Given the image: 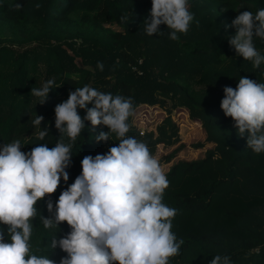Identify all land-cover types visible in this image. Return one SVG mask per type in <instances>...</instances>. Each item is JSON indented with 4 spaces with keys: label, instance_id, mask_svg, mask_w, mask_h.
<instances>
[{
    "label": "trees",
    "instance_id": "1",
    "mask_svg": "<svg viewBox=\"0 0 264 264\" xmlns=\"http://www.w3.org/2000/svg\"><path fill=\"white\" fill-rule=\"evenodd\" d=\"M18 2L24 7L17 12ZM189 4L195 19L186 35L172 40L166 25L158 35L144 32L151 0H0V146L19 139L25 153L41 143L54 147L61 136L55 128V106L84 85L130 97L137 111L141 102L164 105L169 100L172 106L185 107L193 120L201 122L208 140L223 132L228 146L208 149L198 159H178L166 171L170 187L164 202L177 210L172 231L184 241L170 264H211L216 255L229 256L231 264H264V153L248 148L247 134L239 137L234 121L221 108L224 87L236 88L241 76L264 82V65L254 69L238 56L229 44L236 30L225 27L239 11L255 14L264 8V0H189ZM124 15L127 22L120 19ZM254 43L264 54V40ZM98 63H103V71ZM49 79L59 87L40 105L31 90ZM36 115L44 117L41 129L31 123ZM45 127L49 134L41 141L36 133ZM86 127L73 146L67 184L61 179L58 191L37 205L45 217L50 215L47 201L55 204L74 183L85 156L106 154L117 146L115 134L107 142L96 141L101 131H110L106 126L91 131L86 121ZM158 127L153 144L173 143L174 124L169 132ZM136 132L131 126L127 135L135 137ZM175 157L173 151L162 159L169 163ZM33 223V250L41 249L38 255L60 264L66 253L59 248L53 252L47 245L52 235L67 234L69 226L65 222L60 232L58 228L50 232L39 218ZM0 227L7 233V226Z\"/></svg>",
    "mask_w": 264,
    "mask_h": 264
},
{
    "label": "clouds",
    "instance_id": "2",
    "mask_svg": "<svg viewBox=\"0 0 264 264\" xmlns=\"http://www.w3.org/2000/svg\"><path fill=\"white\" fill-rule=\"evenodd\" d=\"M150 19L143 24L149 36L158 35L166 25L169 37L187 34L194 16L189 0H151ZM23 3H15L20 11ZM36 8L41 5L37 3ZM122 22L129 17L122 16ZM198 23V22H197ZM236 33L229 39L238 56L254 69L264 65V54L257 50L254 40H264V8L255 14L239 11L231 25ZM97 67L103 71V63ZM56 86L49 79L33 87L30 95L40 105L47 103ZM221 108L234 121L238 136L247 134V145L253 153H264V82L241 76L236 88L225 86ZM92 104L93 107L88 106ZM78 110H84L81 116ZM55 128L61 134L54 147L41 143L25 153L19 139L0 146V264H56L48 255L33 250L34 221L39 218L50 232L65 223L70 231L63 237L52 235L50 247L66 253L60 264H170L180 254L183 239L172 231L177 210L164 202L170 181L148 145L127 135L130 118L135 116L130 97L104 93L84 85L70 91L68 99L55 106ZM44 117L31 120L41 129ZM91 124V131L100 125L96 141L107 142L115 134L117 146L106 154L85 156L82 172L59 195L53 204L47 201L49 217L38 210V203L58 191L61 179L67 184V169L72 161V149L77 138ZM49 134L48 127L36 135L41 141ZM67 138L68 143H65ZM7 236V240H6ZM211 264H231L229 256L216 255Z\"/></svg>",
    "mask_w": 264,
    "mask_h": 264
},
{
    "label": "rangeland",
    "instance_id": "3",
    "mask_svg": "<svg viewBox=\"0 0 264 264\" xmlns=\"http://www.w3.org/2000/svg\"><path fill=\"white\" fill-rule=\"evenodd\" d=\"M79 75H76V77ZM141 108L146 109V116L142 118L145 121L146 126L148 125V130L142 135L137 129L139 124L140 115L136 120V116L131 120L133 128L137 131L135 138L145 142L152 154L159 160L162 165L165 173L168 171L171 164L178 159L185 160H194L203 157L204 153L208 149H213L218 146V149L222 150L227 148V138L223 132L214 133L212 137L214 140H208L209 136L207 135L206 130L202 127L201 122L198 120H193L189 114V111L185 107H175L171 105V102L168 100L164 105L159 103H148L141 102L138 104ZM136 108V107H135ZM134 108V109H135ZM170 108V109H169ZM137 110L135 109V112ZM169 119L171 123L166 125L165 121ZM136 122V123H135ZM174 124L175 136L172 135L170 140H174L173 143L167 144L165 141H156L153 144V141L157 134L159 133V125L163 126L167 132ZM149 133L148 137L147 134ZM204 142L202 147H196L194 144L198 142ZM175 153L176 157L171 160L169 163H166L162 156L167 155L171 152ZM253 176L250 180H253Z\"/></svg>",
    "mask_w": 264,
    "mask_h": 264
},
{
    "label": "built area",
    "instance_id": "4",
    "mask_svg": "<svg viewBox=\"0 0 264 264\" xmlns=\"http://www.w3.org/2000/svg\"><path fill=\"white\" fill-rule=\"evenodd\" d=\"M144 108H140L138 111H136V120L138 119V116L140 115L139 124L137 125V129L139 132L143 135L145 130H148V125L146 126L145 121L142 120L143 117L146 116ZM136 123V122H135Z\"/></svg>",
    "mask_w": 264,
    "mask_h": 264
}]
</instances>
